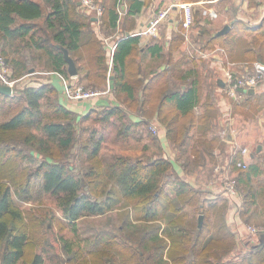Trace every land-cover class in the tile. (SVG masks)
Returning a JSON list of instances; mask_svg holds the SVG:
<instances>
[{"label": "trees", "instance_id": "16d2710c", "mask_svg": "<svg viewBox=\"0 0 264 264\" xmlns=\"http://www.w3.org/2000/svg\"><path fill=\"white\" fill-rule=\"evenodd\" d=\"M73 1L44 0L45 5L49 6L46 12V8L39 0H0V39L7 45L2 49L3 53L9 57L10 47L19 40L23 48L43 51L53 65L52 71L69 77L63 48H67L73 56L74 52L83 47L84 41H89L90 47L97 46L95 53L99 65L97 72L105 80L110 68V58L107 56L108 49L104 38L97 35L95 39L92 37L88 39L85 30L87 22L81 18V13L77 10L78 1L75 3ZM121 1L127 2L125 4L128 9L124 13L128 16L136 15L145 4L144 0H116L113 8L105 7L103 24L105 26L106 23L110 32L119 27L126 15L120 13L118 8ZM41 18H44L43 26L39 23ZM182 28L185 29L183 22ZM125 31L116 43L111 57L113 77L110 83L114 94L124 93L132 102L136 100L139 85L144 84V79H138L136 64L140 36L132 35L133 31L126 35ZM209 34L207 41H201L199 44L203 50L214 47L212 44H215V41L226 36L217 35L216 31ZM149 49L153 54H160L163 48L159 44H154ZM243 53L246 60L255 57L254 59L264 62V39H248ZM11 56L10 67L14 71L12 77L21 79L30 71L31 66L27 59ZM168 63L171 64L170 67L163 72L157 71L158 75L150 84L152 87L148 86L141 95L140 111H144L143 106L153 103L150 97L153 85L161 80L165 71H173L171 76L174 79L186 82L185 88L181 86V82L165 90L163 98L158 103L157 112L160 122L167 129L168 137L179 150L180 166L185 172L191 173L206 160L208 154L213 157V150L218 146L219 138H206L207 130L210 128L205 123L206 115H196L193 112L200 100L199 79L197 77L189 79L187 77L189 73L183 74L179 61ZM33 67L36 70V66ZM87 76L91 77V72L87 73ZM81 77L84 78V75ZM3 95L7 99L17 98L20 102L17 106L20 109L9 118L0 121V156L12 153L14 157L27 160L41 156L42 161L35 173L41 175L44 189L56 196L63 215L74 231H78L81 217L103 215L112 208L109 202L110 195L102 199L97 192L85 189L89 184L95 190L100 184L106 185L108 177H116L117 182L123 186L124 194L138 200L133 205V215L122 218L118 230L124 234L120 236V240L111 242L113 248L109 250L114 251L116 256L113 254L107 264H264V242H260L259 239L249 241L247 250L240 253V257L236 258L235 255L222 261L225 255L234 252L238 244L236 232L227 221V200L223 201V204H219L217 199L208 200L209 203L203 199L198 203V195H202L203 190L183 178L175 169L174 162L163 152L147 159L144 156L137 158L115 156L113 161L105 165L93 164L87 171L77 173L74 164L55 158L53 150L54 145L62 150H68L73 146L76 140L73 120L79 117L78 113L61 101L56 85L50 81L38 86H26L19 96ZM206 105L212 104L207 102ZM108 106L103 118L109 120L112 116L116 117L119 135L140 137L146 132L152 135L148 130L151 117L149 119L139 112L143 119L131 121L127 119V112L121 104L114 101V104ZM45 107L49 108L45 110ZM50 109L53 114L50 113ZM170 109L175 113L171 114ZM177 116L189 119L177 122ZM24 127L37 131L30 132L24 139H14L12 134ZM140 127L142 129H133ZM197 127L200 136L191 146L190 134ZM152 138L162 149L158 136ZM101 146L99 138L89 155L98 156ZM242 158V151L236 153L233 158V164L236 165L234 175L238 179L237 186L243 199L240 215L251 212L252 209V212L256 211L258 198L264 197V193L261 192L264 191V184L260 188H248V191H244L255 177L263 172L259 156L247 168L237 167V162ZM14 188L16 193L26 191V188L18 185ZM14 191L11 185L0 182V264H17L25 256L29 242V232L23 222L22 211L15 206ZM196 203L201 212H206L210 207L216 208L218 205L223 206V209L216 212V221L212 224L203 222L199 228L197 222L190 220L183 212L185 205ZM95 235L101 242L112 234L109 231H98ZM114 237L117 238V235ZM85 240L88 242L89 239ZM80 245L76 247L67 239L62 246L64 256L60 255L56 264H104L107 258L100 263L91 255L101 252L102 249L95 253L99 244L86 246L87 248L79 247ZM88 255H91L92 259L88 258ZM48 257L51 256L45 257L41 253H36L31 264H46Z\"/></svg>", "mask_w": 264, "mask_h": 264}, {"label": "rangeland", "instance_id": "374dc122", "mask_svg": "<svg viewBox=\"0 0 264 264\" xmlns=\"http://www.w3.org/2000/svg\"><path fill=\"white\" fill-rule=\"evenodd\" d=\"M75 1H78L79 3V0H74L73 3H75ZM253 1L254 0H252L251 5L254 4ZM44 7L46 8L47 12L49 8L47 6ZM77 10L80 11L81 18L87 22L85 30L88 33V39L91 37L92 39H95L97 38V35L100 38H103L104 35H108L103 24L104 14L97 15L95 12H89L83 5H78ZM262 13L264 12L251 11L249 8L245 9L241 6H237L235 9L232 6L229 15L222 14L219 16V18H212L213 20L210 19L211 28L214 30L218 29L223 24V22H225V20H228L229 23L234 15L237 18H242L241 23L239 22L236 25L233 24V27H230V32L227 33L226 36H222L221 39L214 42L215 44H212L214 47L221 46L228 50V52L231 54L230 61H234L236 63L235 68L239 74L244 73L245 67L249 66L248 64L252 63L253 61H257V59H254L255 57H251L250 60H246L243 51L248 39L258 38L263 40L264 34L259 31L254 32L247 30L245 27H247V23L252 22L251 19H255L256 22H262ZM162 28L163 30L165 29L164 25ZM185 40L187 43L186 51H188V55L190 57H194L195 60L191 61L190 59L187 60L186 58L187 62H184L181 59H173L171 63L179 61L183 67H190L195 64L202 73L203 70L207 71V74L201 78L204 86L208 90V88L213 86L215 77H217L219 73L222 75V71L220 69L215 71L216 69L214 70L209 67L208 63L203 60L204 57L201 56V51L203 49L199 46L200 41L198 42V40H196V34L192 35L191 32H187ZM20 42L21 41L17 40L15 41V44L13 43L12 47H10V54L13 56L22 57L25 60L27 59L31 68L30 71L24 74V77L18 81L15 87L16 89L13 95L18 96L22 94V90L26 86H38L41 83L48 82L49 79L53 78L54 76L56 77L57 75L52 73L53 65L50 60H48L47 55L43 51H35L33 49L30 50L27 47L23 48V44ZM84 42L85 43H83V47L80 48L79 51L74 52L72 56L76 60L77 67L80 70V76L75 78L73 82L75 81L74 84L82 85L86 90L101 91L102 94L90 99H86L85 102H88L87 105L81 104L80 100H66L68 108H74V110H72L79 114V117L76 119L74 118L73 120L74 126L76 128V140L73 146L68 150H62L54 145L53 150H55V158L63 159L69 164H74L76 166L75 170L77 173H82L83 171H87L88 168L93 164H100L102 166V164L105 165L113 161V157L115 156H129L132 158L144 156L145 159H147V157L157 156L164 152V150H162L152 138V136L154 137L158 133L154 132L151 126L156 124L157 126H155L158 127V129L160 128L159 123L155 121L152 115L157 112L158 103L163 98L165 90H167V88H173L175 84L179 85L182 81L178 78L174 79V77L171 76V72L169 74H165V76L163 75L161 80H158L154 84L153 92L150 94L153 103L151 105L143 106L144 111H140V98L142 94L137 92L136 100L132 102L127 99V96L124 93L117 94L115 92L114 94L109 84L110 79L108 74L110 73V68L107 72V77L105 80L100 77L97 72L99 70V65L97 62V56L95 54L97 46L90 47V43H88L89 41ZM6 46L7 45L5 41L0 39V56L8 61L10 64L9 67H12L10 61L11 55L8 57V55L4 54L2 51V49ZM109 55L110 54L108 50V58ZM168 57H170L169 52L165 50L163 56H158L155 62L152 59L149 60L147 58L150 68L153 67L151 69V73H153V71H160L162 64L168 62ZM33 66H36V70H34ZM11 67L9 72L12 75L14 71ZM89 72H91V77L87 76V73ZM83 75L84 78L81 77ZM0 83L3 82L0 81ZM165 83H167V85H165ZM17 90H21V92H16ZM215 90L217 91L218 88ZM62 95L63 94H59V98H63L64 96ZM105 95L112 97V99L117 101V103H122L124 105L123 108L127 112L128 120L133 121L131 116L133 114L132 112H140V114H144V116L149 119L152 117L148 126V130L152 133V135H148V132L142 134L140 137L133 135L124 137L119 135V125L116 117L112 116L109 118V120L103 118L105 111L109 106L102 104L98 105L95 103L97 98L100 99ZM221 96L229 103L239 104L237 102H240L241 104L239 108L235 109V111H239V113H236L235 117H237V119L234 122V125L244 128L243 131L238 133L240 134V136H238L239 148L248 146L249 148L257 151V146L261 145L262 147L258 152H261L259 154V161H261L263 172L260 176L255 177L252 184H249L244 191H248V188H260L264 184V91L258 89L257 95H253V97L246 96L239 101L232 99L226 93H224V91H221ZM251 101L254 104L251 107L256 108V110L252 111L249 109L246 111V107L244 105L249 104ZM112 104H114V101ZM17 105H20V102H18L17 98L7 99L3 94H0V121L9 118L11 115L17 112L20 109V107ZM48 108L45 107V110ZM167 110L169 111V108H167ZM49 111L51 114H53L51 109ZM240 112L245 113L240 114ZM130 113L131 115H129ZM170 113L174 114L175 112L173 109H170ZM176 119L177 122H183L189 118L177 116ZM133 129L139 130L142 129V127ZM221 130L223 134L226 133L224 129ZM35 131L37 130L34 128L24 127L20 130H17L14 134H12V136L14 139H24L30 132ZM99 138L101 139L102 145L99 155H89L91 149H93L96 141ZM41 161L42 158L40 155L35 157L33 160L14 157L12 153L7 154V156H0V182L11 185L13 191L15 190L14 186L16 185L22 187L23 189L26 188L25 192L20 191V193H16L14 191L13 193L15 206L22 211L23 222L29 232V242L26 246L25 256L17 264H31L36 253H41L45 257L50 255L51 257L47 258L46 264L49 262H51V264H56V260H59L60 255L64 256L62 246L65 244L67 239L73 242L76 247L79 244H81L79 247L83 248L86 246L90 247L92 245L99 244V246L96 247L95 253L102 249L101 252L91 255L100 263H103V260L107 258L104 262V264H107L111 260L112 255H115L114 251L109 250L110 248H113L110 245L111 242L120 240V236L124 234L122 231L118 230V227L121 226L122 218L128 215H133V205H135L138 200L129 198L124 194L123 186L117 182L116 177H108L106 179V185L100 184L95 190L92 189L89 184L88 187H85V189L90 190L91 192H97L102 199H106V197H109L110 195L111 198H109V202L111 203L112 208L103 215L81 217L78 222V231L76 232L72 229L71 224L63 215V211L58 204L56 196L44 189L41 175L35 173ZM193 172L187 174L190 176H196V186L199 188L203 187L204 190L202 191V195H198V203H200L203 199L206 203H209V201H206L204 198V196L207 195L206 192H208L207 189H205V183L206 179L208 178L214 179V175L210 172V170H205L203 172L200 171L199 173L195 172V175H193ZM87 179L88 181L90 180V178ZM28 182L29 184L26 185ZM261 192L264 193L263 190ZM239 198L242 199V195H240ZM258 201L259 202L256 205V211L257 209L259 211L257 212H252V209L251 212L245 213L244 215H241V217H238L237 212L239 210L241 212L243 209V206L242 209H240L242 200L241 204L234 208L233 211L229 210L227 212V221L232 230L236 232L238 244L236 249H234V252H232V254L230 253L225 255L222 258V261H226L228 258H231L235 255L236 258H238V256L240 257V253L247 250V244L249 241L258 240L257 237L262 232L261 230L264 229V197L260 196ZM218 203L223 204V201L218 200ZM196 204L185 205L183 212L189 217L190 220L194 222L196 221L197 224L199 222V215L201 213L206 215L204 216V223L207 222L212 224L217 220L216 212L220 209H223V206L218 205L216 208L211 209L210 207V209L206 210V212H201L198 204ZM252 208L255 207L252 206ZM236 216L237 220L235 221L234 219H236ZM250 226L252 228L257 227L260 232L258 231L257 233H252L249 228ZM98 231H109L112 235L107 240L99 242L100 240L95 235V233ZM114 235H117V238L114 237ZM214 235H216V233ZM85 239H89L88 242ZM91 255H88V258L92 259Z\"/></svg>", "mask_w": 264, "mask_h": 264}, {"label": "crops", "instance_id": "0c3cea01", "mask_svg": "<svg viewBox=\"0 0 264 264\" xmlns=\"http://www.w3.org/2000/svg\"><path fill=\"white\" fill-rule=\"evenodd\" d=\"M39 1L44 6H46L44 3V0H39ZM98 1L102 4L104 11L106 10V8L107 9L113 8L115 6V3H116V0H98ZM125 2L126 1H121V3L119 2V6H118L119 10H122L123 15L126 14V13H124V11L126 9H128L127 4H125ZM144 2H145V4H144V6L140 12H138L136 15L131 14V16H128L126 14L122 18L119 27L116 30H114L113 32H110V30L107 28V25L105 23L106 33L108 35H104V37H103L104 41L106 43V47L109 50V54H110L109 58H110V64H111V66H110V73H111V72H113L112 71V63H111V61H112L111 49H112V46L115 43H117L118 40L122 37L121 35H122L123 31L126 30L125 34L127 35L132 31L134 32V31L142 29L143 27L147 26L150 23L151 19L154 17L155 13L159 9H163V8H166L170 5H173V8H172L171 13H170V17L164 22L165 24H163L165 29L163 30V28H162V30L158 36L150 37V38L140 36V42L138 44L139 45V47H138L139 52L136 54V64L138 65L137 66L138 67L137 74L139 76L138 79L139 78L142 80L144 79V84L141 86L139 85L138 90H137V92L141 93V94L144 93V90L146 88H148V86H151L150 85L151 82H153L155 80L154 78H156V76L158 75L155 71H153V73H151V71H152L151 69L153 67L150 68L147 58L149 60L152 59L155 62L156 58L158 56H163L165 50H167L169 52V55H170V57H168L167 60L170 62H172L173 59L174 60L181 59L184 62H187L186 58H187V60L190 59L191 61H194L195 58L190 57L188 55V51H186L187 43L185 40V36L187 35V32H191L192 35L196 34V40H198L200 42L201 41L206 42L210 36L209 32H215L214 30H216V34H217V32L219 30H221L227 24H229L230 27L232 28L233 24L236 25L239 22L241 23L242 18H240V17L237 18L234 15L231 18L229 23H228V20H225V22H223V24L218 29L213 30L211 28L210 19L219 18V16L222 14L229 15L230 9L232 8V6L235 9L237 8V6H241L242 8H245V9L249 8V10H251V11H256V12L263 11L264 12V0H254L253 5H251L252 0H144ZM183 2H189V3L193 4L194 22H193L190 29H183L182 28V22H183L182 20L184 18V13H183V10L180 7H178L177 5L179 3H183ZM78 4L82 5L80 3V1ZM47 7L49 8V6H47ZM103 14H104V12H103ZM262 14H263L262 22H256L255 19H251L252 22L247 23L246 24L247 27H245V28L247 30H251L254 32L259 31V32L264 34V13H262ZM206 16H207V18H206ZM39 23L43 26L44 25L43 24L44 18H41L39 20ZM211 29H212V31H211ZM229 32H230V29L227 33H229ZM222 35H225V34H222ZM154 44H159L162 46L163 49L160 52V54H156V53L153 54L150 51L149 47L154 45ZM202 44H205V43H202ZM217 48H223L225 50V53H222L221 51H219L215 56H208V57H204L201 55L202 57H204L203 60L208 63L209 67H211L214 70L216 69L215 71L219 70L222 63L226 62L227 59L231 60L230 53L228 52V50L224 47L216 46L214 48H208V49H204L201 51V53L204 51L208 52V51L215 50ZM258 61H260V60H258ZM170 65L171 64L168 62L163 63L159 72H163L166 68H169ZM66 69L68 71V64H67ZM181 71L183 74L189 73L187 76L189 79L195 78V77H197L199 79L200 100H199V103L195 107L193 112L196 115H206L204 117L205 123L208 124L210 127L207 130L208 132L206 134L207 135L206 138H208V139L215 138V137L219 138L218 144H217L218 146H216V148H214V150H213V157L208 154L206 156V160L204 162H201L198 165V167L195 169L196 171L194 170L193 175H195V172L199 173L200 171L203 172L205 170H210V172L214 175V179H209V178L206 179L205 189H207L208 192H206L207 195L204 196L205 200H215V199L222 200V201L227 200V202H228L227 212L229 210L233 211L234 208H236L238 205L241 204V200H242V204L240 207V209H242L243 199L239 198V196L242 194L239 193L238 197L233 198L223 191V186H222L223 185V180H222L223 172L229 167L231 170L233 169L232 171H234V173H236V170H234L236 165L233 164V158L236 155V153H238L239 151H242V149L244 148V147L239 148V145H238L239 144L238 143V136H240V134H238V133L243 131L244 128L243 127L240 128L239 126L234 125L235 124L234 122L237 119V117H235V115H236V113H239V111H235V109L239 108L241 106V104H240V102H237L239 104L229 103L221 96V91H224V93H226V89H225L226 84L222 78V75H220L219 71H218L219 75L217 77L214 76L215 79L213 81V86L211 88H208V90L204 86L202 78H201L202 76H205V74H207V71L203 70V73H202L199 70L198 66H196L195 64L190 66V67H183L181 65ZM170 72L171 71L167 70V72L165 71V74H169ZM52 73L56 74L55 71L54 72L52 71ZM190 73H191V75H190ZM79 74H80V70L78 72V75L72 76L69 74L68 78H70V80L73 82V80L75 78H77L79 76ZM165 74H164V76H165ZM171 74H172V72H171ZM112 77H113V75L111 73L109 79L111 80ZM219 80L222 81V83H224V85L221 82H219ZM50 81L53 82L56 85V87L59 89V94H63L62 96H64V97L63 98L60 97V99L67 106L66 100L69 101V99L63 93V82H62V79L60 78V76L56 75V77L54 76L53 78L49 79L48 82H50ZM185 83L183 81L181 83V86L183 88H185V85H186ZM109 84L111 87L110 81H109ZM153 87H154V85H153ZM216 88H218L217 91L215 90ZM257 94H258V89L257 90L254 89V92L250 93L248 91V93H246V96L257 95ZM245 97H243V98H245ZM231 98L235 99L233 97H231ZM235 100H237V99H235ZM239 100H241V99H239ZM113 101H115V100H113L112 97L105 95L104 97H101L100 99L97 98L95 103L98 105H101V104L102 105H109V104H112ZM80 102H81V104H85V105L88 104V102H85V100L84 101L80 100ZM207 102H208V104L211 103L212 105H206ZM119 104H121L124 107V105L122 103H119ZM142 104L144 105V103H142ZM253 105L254 104L252 103V101L249 104H245L244 106L246 107V111L249 109H251L252 111H255L256 108L251 107ZM72 109L74 110V108H72ZM245 112H240V114L245 113ZM132 113L133 114L131 116H132L133 121H140L143 119V117L139 113H137V112H132ZM152 117H154L155 121H157V123H159V125H160L159 129H158V127H156L157 126L156 124H155L156 126L155 125H152V126H155L157 129L156 132L158 134L156 133L157 134L156 136H158V138H159L162 150H164V152H163L164 155L169 157L174 162L175 169L179 172V174L183 178L190 180L194 185H196L195 179L197 177L196 176H190L189 174H187V172H185V170L182 168V166H180V164L178 162L179 150L177 147L174 146V144L171 142L170 138L168 137L166 127L163 126L162 122H160V120H159V113L156 112L154 115H152ZM152 117H151V119H152ZM195 124L199 125V123H195ZM228 126H230V129H231V134L229 135L230 139L227 138V127ZM221 129H224V131H226V133L223 134ZM197 130H198V127L196 129H194L193 131H191V134H190L191 135V138H190L191 146H193L196 143V141L198 140V138L200 136L199 133L197 132ZM221 144H223V145H221ZM245 147H248V146H245ZM258 147L259 146H257V151L248 147V149L250 151V155L246 156V157L243 156V158L241 160L245 159L246 161L249 162V164H252L255 160L258 159V156L261 153V152H258L261 150V149L258 150ZM218 166L220 167V170L217 171L216 167H218ZM201 188L203 190V187H201ZM208 193H211V194H208ZM237 214H238L237 215L238 217H241L240 210L237 212ZM237 216H236V219H234L235 221L237 220ZM238 219H240V218H238Z\"/></svg>", "mask_w": 264, "mask_h": 264}, {"label": "built area", "instance_id": "2783aa9c", "mask_svg": "<svg viewBox=\"0 0 264 264\" xmlns=\"http://www.w3.org/2000/svg\"><path fill=\"white\" fill-rule=\"evenodd\" d=\"M80 3L89 11L95 12L97 15H102L104 12V8L100 2L97 0H79ZM183 10L184 18H183V26L185 29H190L194 22V14H193V4L189 2L179 3L177 5ZM173 5H170L166 8L159 9L154 17L151 19L150 23L143 27L140 30L134 31L132 35L144 36L146 38L158 36L161 32L162 26L164 22L170 17L171 10ZM120 13H123L120 10ZM116 43L112 46L111 54L116 48ZM219 51L225 53L223 48H217L212 51L202 52L201 55L204 57L215 56ZM235 62L226 60L220 66V70L222 71V78L225 81V89L226 93L237 100L243 99L248 93L249 89H261L264 91V62L262 61H254L249 66L245 67L244 73L239 74L235 68ZM10 67L2 56H0V81L4 84H7L12 87L13 93L15 92V87L20 79L12 77L10 74ZM55 73L60 76L63 82V91L65 96L69 100L78 101V100H86L93 98L95 96L101 95V91H92L86 90L82 85L74 84L70 80V78L66 77L64 74L55 71ZM105 92V91H104ZM106 93V92H105ZM153 131L156 132V127L151 126ZM243 156H249L250 151L247 147L242 149ZM249 162L245 159L237 162V166L241 168H247L249 166ZM217 171L220 170V167H216ZM223 191L229 196L235 198L239 196L238 189V179L234 175V172L228 167L223 172ZM252 233L260 232L257 227H249ZM264 232V229L261 230Z\"/></svg>", "mask_w": 264, "mask_h": 264}, {"label": "water", "instance_id": "95a60500", "mask_svg": "<svg viewBox=\"0 0 264 264\" xmlns=\"http://www.w3.org/2000/svg\"><path fill=\"white\" fill-rule=\"evenodd\" d=\"M230 29V25L227 24L225 25L221 30H219L217 32V35H222V34H226ZM63 51H64V55H65V59L67 61V64H68V72L70 75L72 76H76L78 75V72H79V69L77 67V64H76V61L72 58V56L70 55L69 53V50L67 48H63ZM219 82L222 83V81L219 80ZM224 85V83H222ZM249 92H254V88H251L249 89ZM0 93H3V94H6V95H13V90H12V87L7 85V84H4V83H0ZM231 134V129H230V126L227 127V138L230 139L229 135ZM261 149V146L259 145L258 147V150ZM204 214L201 213L199 215V222H198V226L199 228L202 227L203 225V222H204ZM258 239L260 240V242H264V232H261L258 236ZM219 264V263H217Z\"/></svg>", "mask_w": 264, "mask_h": 264}]
</instances>
